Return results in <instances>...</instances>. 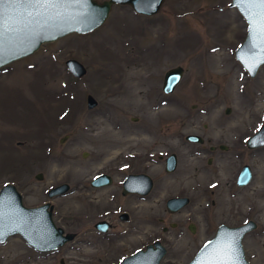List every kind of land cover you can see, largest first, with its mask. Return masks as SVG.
<instances>
[{
  "label": "rangeland",
  "instance_id": "1",
  "mask_svg": "<svg viewBox=\"0 0 264 264\" xmlns=\"http://www.w3.org/2000/svg\"><path fill=\"white\" fill-rule=\"evenodd\" d=\"M229 1L163 0L152 15L112 4L92 31L41 43L0 68V187L11 183L22 204L32 207L48 200L50 187L68 183V191L49 199L52 220L63 231L78 232L80 241L39 255L13 235L0 244V264H118L155 240L165 248L159 264H186L216 222L246 219L255 227L242 238L244 258L264 264V146H244L264 122V64L249 78L234 59L246 25ZM68 58L84 66L82 77L67 72ZM175 66L181 77L163 93V73ZM86 94L96 100L93 108L85 107ZM186 134L201 136L203 144L187 143ZM153 140L160 143L150 157L177 155L162 193L129 205V198L107 199L132 168L134 147L140 155ZM216 142L228 150L211 155L207 145ZM243 164L252 177L237 189L232 179ZM110 169L112 186L89 187L88 180ZM182 194L189 203L165 213L164 200ZM128 206L130 219L121 221L117 212ZM100 218L111 224L108 237L88 244L87 231ZM141 218L150 226L138 225ZM161 225L167 231H158Z\"/></svg>",
  "mask_w": 264,
  "mask_h": 264
},
{
  "label": "water",
  "instance_id": "2",
  "mask_svg": "<svg viewBox=\"0 0 264 264\" xmlns=\"http://www.w3.org/2000/svg\"><path fill=\"white\" fill-rule=\"evenodd\" d=\"M163 0H86L82 4H69L60 9L62 19L58 22H50L49 26L41 27L33 24L24 32H21L9 44L6 45L5 54L0 59V68L25 57L34 52L41 43L51 42L68 33L84 34L100 26L105 20L109 8L112 4L128 5L135 13L141 15L155 14ZM229 6L234 7L245 22V35L240 44L234 49L233 56L237 63L245 71L249 78H252L259 66L258 61L264 59V37L258 31L250 30L248 13L238 0H230ZM38 32V35H31ZM64 67L73 78H80L85 73L84 66L73 58L63 61ZM253 64H258L254 71L249 69ZM182 73L180 66H175L164 71L161 81V91L170 93L179 81ZM96 100L90 95L85 96V107L93 108ZM229 108H225V113ZM185 139L192 142H201V137L197 134H187ZM248 149L264 146V122L257 130L245 140ZM175 167V154H170L165 159L164 169L170 172ZM141 176V175H137ZM131 175H127L122 182L123 193L129 192L136 185L130 183ZM41 174L37 173L35 179H40ZM251 171L248 165L243 164L237 174L236 184L244 185L249 182ZM103 182L108 183V176L98 174L94 176L90 184L97 186ZM69 189L66 182L50 187L46 192V198L50 199L57 195L64 194ZM187 203V197H169L165 202L166 210L169 213L175 212ZM52 206L49 202L41 203L37 206L26 207L21 202L19 192L11 183H4L0 187V244L8 237L19 235L29 246L41 252L55 250L58 246L68 241L70 234H62V229L56 226L51 217ZM96 229L105 230L106 223L100 221L94 225ZM254 222H247L236 225H219L215 229L214 235L204 242L199 250L188 260L186 264H211L215 256V250L219 242L228 239L235 249L233 258L236 264H248L244 258L241 246V237L253 229ZM207 246V247H206ZM165 254L164 246L157 240L145 245L143 249H137L133 253L124 256L119 264H159Z\"/></svg>",
  "mask_w": 264,
  "mask_h": 264
},
{
  "label": "flooded vegetation",
  "instance_id": "3",
  "mask_svg": "<svg viewBox=\"0 0 264 264\" xmlns=\"http://www.w3.org/2000/svg\"><path fill=\"white\" fill-rule=\"evenodd\" d=\"M183 139L187 143H193V144H198V145H202L203 142H204L202 137H201V139H202L201 142L188 141V140L185 139V135L183 136ZM159 143L160 142H157V141L153 140L152 142L149 143V146L146 149H143V152H140L141 153L140 155H135V154L139 153V150H138L137 147H134L135 150H132V153L130 154V157H129V163L132 166V168L130 169L129 172H127V173H125V174H123V175L120 176L121 178L118 180L117 185H115L114 191L111 192V193H108L107 199L112 200V199H120V198L121 199L129 198L128 201H126L127 205H129V203H131V201L132 202L134 201L136 203L137 202L138 203H146V202H151L152 200H156V197H158V195L162 193L161 192L162 186H163V183L162 182L164 181L165 176L167 174L173 172L175 170L176 166H177V155L174 152H168L167 154H164V155L157 154V155H155V158L150 157L149 153H151L154 150L155 146H157ZM244 146H245V141H244ZM252 149H254V148H252ZM207 150L212 155V153H215L216 151H227L228 150V146L226 144H222L220 142H216V143H213V144H208L207 145ZM147 153H148V155H147ZM172 153L175 154V167H174V169L172 171L166 172L165 169H164L165 159L167 158L168 155H170ZM211 155L207 157V159H206V162L207 163H210L211 162V157H212ZM239 170H240V168H239ZM115 171H117V169H115ZM238 172L236 173V175L232 179L233 180L234 187L237 188V189L238 188H241V187L245 186L247 183H249V182H247L244 185H237L236 184V178H237ZM113 173H114V171L112 169H110L108 171L106 170V171H103V172L98 173V174H105V175H107L108 178H109L108 183L103 182L104 179H101V184H99L97 186H92L90 184V181L93 178L92 177L90 180H88L89 187L92 188V189H96V190H98V189L99 190H102L104 188H108L109 186H112L113 185V182L115 181L114 180V174ZM98 174H96V175H98ZM96 175H94V176H96ZM127 175H131L132 176L130 178V183L133 184V185H136V186L134 188H132V190H130L129 192L123 193L122 192L123 191V189H122V182L124 181V179H125V177ZM137 175H141V176H137ZM251 177H252V173H251ZM250 180H251V178H250ZM212 186H214V187H212L211 189H209V193L211 195H214V194H216V192H217L216 190H217L218 187L214 183H212ZM45 195H46V193H45ZM176 196H178V197H182V196L187 197V196H185L183 194L182 195H175V196H171V197H176ZM230 196L233 197V194L230 193ZM167 199H165L164 202H163V206H164L163 209H164V212L165 213H169L166 210V207H165V202H166ZM44 202H49V199L46 200V201H44ZM44 202H42V203H44ZM188 203H189V199L187 197V203L184 206H182L180 209H178L176 212H174V213L179 212ZM210 203H211V205L214 204L213 199L210 200ZM130 212H132V209L130 208V206H128V210L127 211L124 210V209L119 210L117 212V217L121 221H128L130 219V216H131L130 215ZM174 213H170V214H174ZM148 215H150V214H145V216H148ZM51 217H52V209H51ZM132 220L135 221V218L133 217ZM157 220H158L159 223H162V221H163L162 218H157ZM248 220H250V219H246V220L242 221V223H238V224H235V225H228V224H226L224 222H216L214 224V227H213V230H212V234L210 235V237L207 240H209L214 235L215 229L217 228V226H219L221 224L226 225V226H236V225L243 224V223L247 222ZM100 221H104L106 223L105 230L96 229V227L94 226L95 223L100 222ZM136 222H138L139 223L138 225H141V226L142 225L150 226V221H148L145 218H141V220L138 219ZM135 225L136 224L133 225L132 230L134 229ZM171 225H174L175 226V223H171ZM110 227H111V224L108 221V219H106V218L105 219L104 218L97 219L96 221H94L92 223V228H93L94 231H87V232H90L91 234L87 237L86 242L88 244H91V243H94L96 241V239L97 240H104V239H106L108 237L109 232H110L109 231L110 230ZM186 228L188 230H190V231H193L194 228H195V226L193 224H191V223H187ZM158 231H167V226L161 225L159 227V230ZM62 234L63 235L70 234L71 237H70V239L68 241H66L62 245L58 246L55 250H52V251H44V252H41V251L36 250L33 247L29 246L19 235H16V236H18L24 242V244L27 247L30 248L31 251H33L34 253L40 255V254H48L50 252L52 253L54 251H57L59 249H62L63 247H66L69 243H73V242H75V241L78 240L77 239L78 232L76 233V231H63V229H62ZM243 236L241 237L240 242L242 241ZM112 240H113V238H112ZM112 240H109L108 242L110 243V241H112ZM77 242H80V241L78 240ZM145 245H147V244H145ZM145 245L143 246V248L145 247ZM201 245H199L196 248V250L193 253V255L199 250V248L201 247ZM68 248H70V247H68ZM143 248H139V249H143ZM120 260L118 261V264H119ZM60 262H61V260H60Z\"/></svg>",
  "mask_w": 264,
  "mask_h": 264
},
{
  "label": "snow or ice",
  "instance_id": "4",
  "mask_svg": "<svg viewBox=\"0 0 264 264\" xmlns=\"http://www.w3.org/2000/svg\"><path fill=\"white\" fill-rule=\"evenodd\" d=\"M82 3H86V0H0V59L5 54L6 45L19 33L33 24L44 27L49 26L50 22H58L62 19L60 9L69 4ZM238 3L250 17V30L258 31L264 37V0H238ZM261 63H264V59L258 61V64ZM258 64H253L249 70L254 71ZM234 252L228 239L219 242L211 264H236Z\"/></svg>",
  "mask_w": 264,
  "mask_h": 264
}]
</instances>
